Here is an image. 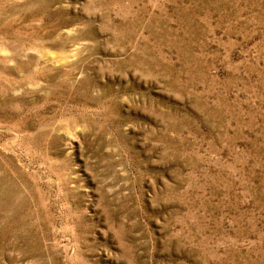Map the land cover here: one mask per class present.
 <instances>
[{
	"label": "rangeland",
	"instance_id": "374dc122",
	"mask_svg": "<svg viewBox=\"0 0 264 264\" xmlns=\"http://www.w3.org/2000/svg\"><path fill=\"white\" fill-rule=\"evenodd\" d=\"M0 264H264V0H0Z\"/></svg>",
	"mask_w": 264,
	"mask_h": 264
}]
</instances>
